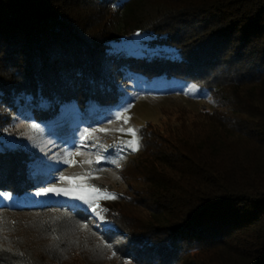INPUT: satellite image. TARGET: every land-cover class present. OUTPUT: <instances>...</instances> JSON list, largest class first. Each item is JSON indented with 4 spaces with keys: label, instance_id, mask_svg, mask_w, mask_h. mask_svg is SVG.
I'll use <instances>...</instances> for the list:
<instances>
[{
    "label": "trees",
    "instance_id": "obj_1",
    "mask_svg": "<svg viewBox=\"0 0 264 264\" xmlns=\"http://www.w3.org/2000/svg\"><path fill=\"white\" fill-rule=\"evenodd\" d=\"M137 31L178 57L109 51ZM131 73L189 81L215 107L178 127L140 129L146 219L104 213L127 233L122 250L106 235L120 233L99 235L82 209L65 208L42 227L45 255L58 264H264V0H0V135L21 107L44 121L70 100L82 110L114 103ZM31 160L21 147L0 149V190L33 188ZM15 236L0 226V264H42Z\"/></svg>",
    "mask_w": 264,
    "mask_h": 264
},
{
    "label": "rangeland",
    "instance_id": "obj_2",
    "mask_svg": "<svg viewBox=\"0 0 264 264\" xmlns=\"http://www.w3.org/2000/svg\"><path fill=\"white\" fill-rule=\"evenodd\" d=\"M155 38L156 36L151 33L137 31L129 38L113 42L109 51L114 54L134 56L178 57L175 47L159 43ZM120 89L121 97L114 103L91 102L82 110L75 101L70 100L63 103L52 118L44 121H36L29 108L21 107L16 114L12 115L10 123L0 135L1 150L21 147L31 156L30 178L33 185V188L21 195L0 190V204L10 207L50 205L39 213L0 211V226L3 223L8 224L9 232L16 235L15 239L18 238L20 246L34 249L30 252L31 256L35 260L40 259L42 264H58L45 255L47 243L45 237L49 236L42 227L46 222L51 223L53 219L63 220L64 214L60 211L65 208L82 209L86 217L88 216L87 221L99 235L111 230L120 233L113 238L112 234H106L109 236L110 246H116L122 250L128 243L127 233L109 220L104 214L105 211L101 219L92 211L90 204L72 195L52 192L38 195L43 193L45 188L95 186L116 195V199H99L98 204L105 210L119 209L120 220L123 222L132 224L137 217L146 219L147 216L149 205L145 198V184L142 183L143 179L140 175L141 166L138 163L140 141L139 150L132 151L130 147L122 143L131 139L130 134L96 131L89 139L82 140L85 129L91 131L102 128L116 129L121 126L133 127L138 130L139 137L142 127L154 134L168 126L178 127L181 121L191 123L194 114L199 111H211L215 107L208 90L201 89L181 78L153 77L149 79L140 74L131 73L121 82ZM126 108L127 115L131 117L128 124L115 119L116 113L124 112ZM32 125L37 127L33 128ZM82 144L85 146L82 147ZM77 150L83 155L72 157L75 161L72 165L65 163L67 153H74ZM98 154L105 159L95 163ZM86 159H92L94 162L82 163ZM114 161H118L121 166L116 167ZM87 173H92L93 176L98 175L99 178L59 180L62 175L74 177ZM73 223L82 227L85 222L73 220ZM67 225L69 227V224ZM77 226L70 227L71 230H77L70 233L84 237L85 232L81 228L77 229ZM38 248L41 252L37 251ZM99 250L106 251L104 247ZM75 257L79 258L76 254ZM84 264L137 263L131 259L118 260L114 256L112 259L90 261Z\"/></svg>",
    "mask_w": 264,
    "mask_h": 264
},
{
    "label": "snow or ice",
    "instance_id": "obj_3",
    "mask_svg": "<svg viewBox=\"0 0 264 264\" xmlns=\"http://www.w3.org/2000/svg\"><path fill=\"white\" fill-rule=\"evenodd\" d=\"M128 109L126 108L124 110V112H117L116 113V117L115 119L117 121L122 120L124 124H128L131 117L127 115ZM33 128H36L37 125H32ZM96 131H100V132H109V131H116V132H120V133H127L130 134L131 139L128 141H122V143L127 146L130 147L132 149V151H138L139 150V137H138V130L133 128V127H119L116 129H93L91 131H89L88 129H85V132L82 136V140H87L89 139V137H91L93 135L94 132ZM85 146L82 144V147ZM105 148L107 146H104ZM123 150V149H121ZM77 155H83V153L79 150H77L76 152H69L67 153L66 159H65V163H68L70 165L74 164L75 161L72 159V157L77 156ZM105 158L100 156L99 154L96 156V160L95 163H100L101 161H103ZM94 161L92 159H86L84 160L82 163L84 164H92ZM113 163H115L116 167H120V163L118 161H114ZM98 179L99 176H93L92 173H87L85 175H78V176H74V177H65V176H60L59 180L60 181H65V180H75V179H79V180H87V179ZM56 193V194H63V195H72L74 196V198L79 199L84 201L87 204H90L92 206V211L95 212L97 215H99L101 217V219H103V212L106 211L105 209L101 208L98 204V200L99 199H116V195L107 192V190H102L98 187L95 186H77L75 188H61V187H50V188H45L43 190V193H38L39 194H47V193Z\"/></svg>",
    "mask_w": 264,
    "mask_h": 264
}]
</instances>
